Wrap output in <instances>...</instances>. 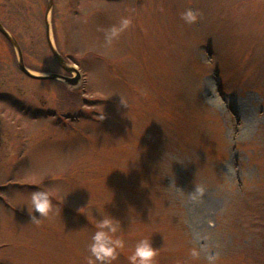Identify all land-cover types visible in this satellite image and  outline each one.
<instances>
[{
	"label": "rangeland",
	"instance_id": "obj_1",
	"mask_svg": "<svg viewBox=\"0 0 264 264\" xmlns=\"http://www.w3.org/2000/svg\"><path fill=\"white\" fill-rule=\"evenodd\" d=\"M49 2L0 0L28 69L80 74L30 80L0 36V83L37 110L5 107L19 135L0 156V264H89L109 213L126 241L112 264L146 236L155 264H264V0H52L51 43L73 71L48 44ZM37 184L60 209L34 223L20 205Z\"/></svg>",
	"mask_w": 264,
	"mask_h": 264
},
{
	"label": "clouds",
	"instance_id": "obj_2",
	"mask_svg": "<svg viewBox=\"0 0 264 264\" xmlns=\"http://www.w3.org/2000/svg\"><path fill=\"white\" fill-rule=\"evenodd\" d=\"M182 15L188 23H193L198 19V11L192 8H188ZM131 22V18H124L119 29L113 27L111 35H115ZM37 185L40 187L30 191V199L20 205H27V210L34 223H39L54 207L58 206L60 209L59 205L53 203L52 198L55 197V194L49 190V187L44 184ZM200 191L202 189L196 186L192 192L193 199L197 198ZM36 212H39L41 217H37ZM101 216L102 218L95 220V231L92 233L89 244L91 253L88 257L89 264H112V261L117 258L126 244L123 234H117L122 227L121 220L110 213L108 215L101 214ZM157 254L158 248L153 245L152 238L146 236L136 242L134 249L127 258L129 264H155ZM193 254L196 255L197 253L194 251ZM209 259L212 260L213 257L209 256Z\"/></svg>",
	"mask_w": 264,
	"mask_h": 264
},
{
	"label": "flooded vegetation",
	"instance_id": "obj_3",
	"mask_svg": "<svg viewBox=\"0 0 264 264\" xmlns=\"http://www.w3.org/2000/svg\"><path fill=\"white\" fill-rule=\"evenodd\" d=\"M0 24L9 32L11 33L6 26L3 24V22L1 21L0 18ZM0 36H2L3 40L5 42H8L7 38L4 37L1 33ZM13 36V35H12ZM14 37V36H13ZM23 61V65L27 68V66L25 65V61L24 58H22ZM15 66L17 68V70L24 75L25 77H27L30 80H34V81H46V82H52L54 84H56L58 86V88H64L69 86L70 84L67 83L65 80H58V79H52V80H40V79H35V78H31L29 77L27 74H25L23 71H21L18 67V60L17 58H15ZM0 68H1V62H0ZM46 73V72H45ZM49 73V72H47ZM58 74V73H57ZM61 76L67 77V78H72V76H68V75H63V74H59ZM1 79V78H0ZM5 78H3V81L0 83V156L2 155V151H3V146L7 143V141L9 142H15L18 138L19 132H18V127L14 124V120L8 117V114L5 113V107H8L9 109L12 110V113H18L22 116H33V113L37 110H35V108H33L34 106L29 104L27 102V99L24 98L22 95H19V93L13 89H9V88H3V86H5ZM77 84H75L74 86H76ZM64 90L62 89V94H63ZM61 94V93H60ZM61 94V95H62ZM32 113V115H31ZM36 118L40 117V112L38 110V112H36ZM47 114V113H46ZM78 116L79 111H78ZM38 116V117H37ZM46 116H51V115H46ZM78 116H74V119H79ZM54 117V116H52ZM56 119H65L67 120V118L69 117H62V116H56ZM54 118V119H55ZM14 154H11V156L15 155V149L13 151ZM3 186L0 185V192L2 191ZM2 200V199H1Z\"/></svg>",
	"mask_w": 264,
	"mask_h": 264
},
{
	"label": "water",
	"instance_id": "obj_4",
	"mask_svg": "<svg viewBox=\"0 0 264 264\" xmlns=\"http://www.w3.org/2000/svg\"><path fill=\"white\" fill-rule=\"evenodd\" d=\"M51 2H49V4L47 5V8H46V36H47V40H48V44L51 48V51L55 57V60L57 61V63L59 64V66L61 68H63L64 70L66 71H73V67H69L67 65H64V61L62 59L61 56L58 55V53L56 52V50L54 49L53 47V44L51 43V40H50V36H49V23L47 21V14L48 12L50 11V8H51V5H52V0H50ZM0 33L2 35H4L8 41L11 43V45L14 47L15 51H16V54H17V57H18V67L21 71H23L25 74H27L29 77L31 78H35V79H40V80H52V79H58V80H65L67 83L73 85L76 83L77 79L79 78L80 74L77 73V75L75 76V78H67V77H64V76H61L57 73H47V74H36L30 70H28L27 68H25V66L23 65V61H22V53H21V50L18 46V44L16 43V41L11 38L9 36V34L7 33V31L0 25Z\"/></svg>",
	"mask_w": 264,
	"mask_h": 264
}]
</instances>
